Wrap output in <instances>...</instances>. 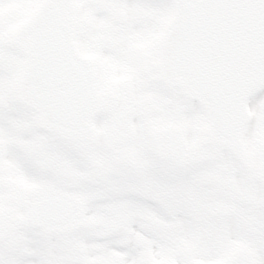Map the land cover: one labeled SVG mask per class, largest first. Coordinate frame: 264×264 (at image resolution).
Wrapping results in <instances>:
<instances>
[{
	"label": "water",
	"instance_id": "95a60500",
	"mask_svg": "<svg viewBox=\"0 0 264 264\" xmlns=\"http://www.w3.org/2000/svg\"><path fill=\"white\" fill-rule=\"evenodd\" d=\"M171 2L173 18L164 32L159 59L161 76L199 101L207 115L206 140L230 146L246 116L245 100L264 85V66L248 58L249 46L240 35L227 33L228 17L217 0ZM66 7L67 0H49L18 31L26 48L21 88L38 109L43 124L64 136H74L85 129L86 116L107 104L109 95L96 96L91 90L90 67L70 42ZM261 25L255 19L252 33L257 29L264 35ZM45 55L59 62L63 73L46 80L39 76L37 72L44 67L40 59ZM260 58L264 59V52H258L257 60ZM61 113L63 123L57 121ZM153 142L158 153L184 159L185 143L178 129L155 131ZM222 264L252 262L246 253L235 251Z\"/></svg>",
	"mask_w": 264,
	"mask_h": 264
},
{
	"label": "rangeland",
	"instance_id": "374dc122",
	"mask_svg": "<svg viewBox=\"0 0 264 264\" xmlns=\"http://www.w3.org/2000/svg\"><path fill=\"white\" fill-rule=\"evenodd\" d=\"M40 1L6 0L2 4L23 3L22 10L25 11L29 7L35 8ZM142 1L147 4L145 9L142 7ZM155 6L159 8L158 13L160 10L161 14L157 19L159 24L152 30L153 37L147 34L144 37L137 21L144 22L146 9L151 10ZM69 12L72 19L77 20V33L73 32L76 47L83 55L92 56L95 61L98 90L108 87L110 83L118 86L119 83L127 82L131 84L133 96L138 101L143 100L148 94H154L163 105L164 110L160 115L140 114L135 118L132 140L144 138L150 128L165 124H173L183 130L189 153L194 161L179 167L170 161L161 159L159 164L161 176L168 175L172 179V175L175 174V178L179 181L182 179L183 182L184 178H187L189 185V180L193 181L197 175H202L204 187L208 190L210 185L218 184L216 189L208 193L209 199L206 202L210 209L209 213L211 212L215 217L216 224L210 226L209 231H201L198 226L199 230L194 227L192 236L188 233L186 239L188 251L183 254L179 263L217 264L231 250L243 248L253 255L258 264H264V221L262 220L261 223L249 212L245 213L243 218L240 217L241 208L248 206V202L249 207L251 206L250 202L253 200L254 194L248 189L244 190L240 180L242 168L235 161L233 152L227 153L220 147L210 146L211 149L214 148L210 151V155L198 160L195 150L202 141V130L205 125L204 115L198 106L194 102L186 100L178 89L162 86L156 77L157 69L154 57L156 39L160 29L170 17L171 11L168 2L165 0H71ZM107 20L111 22L110 25ZM87 24L89 28L85 30ZM145 38L151 43L148 49L152 53V58L146 57L147 61H145L139 57L133 56L132 59H129L123 56V52L128 50L129 44L136 41L137 48H139ZM89 44L92 46L91 49L87 47ZM135 53H139V50H135ZM127 55H132V53ZM125 65H130V69ZM263 92L264 90L250 102L249 118L243 126L241 142L236 149L238 156L243 148H251L253 154H250L249 162L253 167H256L258 158V147L254 146V142L257 140L259 145L264 144ZM142 117H148L152 122L146 124ZM98 127L101 129L98 130ZM106 130L105 116L97 118L91 133L98 139ZM255 136H258V139ZM230 167L235 168L234 176L238 174L235 178L236 190L234 191L227 176L232 172ZM249 167L254 170L253 167ZM247 178H249V174ZM176 191L175 189L174 192ZM241 198H246L247 205L240 202ZM184 201L181 198L180 202ZM225 201L235 205L236 209L227 211L224 208ZM201 204L203 205L202 201H200ZM200 205H197L195 211L202 212ZM209 213L205 210L202 216L208 217ZM212 215L209 217L213 218ZM170 226L166 227L164 232L170 233L169 231H171L174 235L178 232V235L185 237V232H182L185 229L184 226L177 231L174 228L168 231ZM211 230L214 231L213 234H209ZM170 247L175 248L174 246ZM173 261L177 262L178 260L174 259Z\"/></svg>",
	"mask_w": 264,
	"mask_h": 264
},
{
	"label": "bare ground",
	"instance_id": "6f19581e",
	"mask_svg": "<svg viewBox=\"0 0 264 264\" xmlns=\"http://www.w3.org/2000/svg\"><path fill=\"white\" fill-rule=\"evenodd\" d=\"M117 193L118 191L115 190ZM136 204L130 200L119 199L114 196L109 200L117 212L127 216L131 215L133 222L140 223L148 229V250L146 246H142L140 243L133 241L134 234L145 235V233H139L136 231L134 225L130 229L125 225L119 227L117 224L111 227L97 226L95 230V236L87 238L88 241L94 242L97 247V252L94 260L95 264H143L145 260L152 262H160L161 264H171L174 259L178 262L181 261L185 248H182L185 239L182 236H177L173 239L168 234H158L157 227L159 223L163 228L168 226L167 222L162 218V214L171 215L175 212L179 213V217L171 222V225L182 224L183 222L189 227L191 225V216L188 212V208L184 203L173 202V198L169 199L162 190L159 196H142ZM131 221V223H132ZM188 234H186V238ZM174 241L178 245V248L171 249L168 253V257L158 259L161 253L165 252V248L168 243ZM133 243H131V242ZM161 242V243H160ZM34 245H30L32 248L28 249L25 245H20L16 250L17 264H38L39 254L37 253V242L33 241ZM91 253V252H90Z\"/></svg>",
	"mask_w": 264,
	"mask_h": 264
},
{
	"label": "flooded vegetation",
	"instance_id": "af4514ba",
	"mask_svg": "<svg viewBox=\"0 0 264 264\" xmlns=\"http://www.w3.org/2000/svg\"><path fill=\"white\" fill-rule=\"evenodd\" d=\"M117 137L119 136L117 135ZM42 138H46L44 133ZM110 142V145L116 144V138H112ZM61 146L64 148L63 151L66 148L68 149V155L69 153L77 152V140L74 143H63L61 144ZM51 155L52 154L50 152L49 146L45 147L43 144L38 143L36 138H34L33 133H31L30 139L20 143L19 149L16 152L15 156L11 157L8 161L5 162V164L10 169V172L16 177V181L18 182V184L22 186H25V183L23 182L26 181V176L24 175L25 167L28 166V164L33 166L34 163L37 167L43 165L42 171L37 172L38 181H40V178L42 177L43 181H40L42 182V184H53L51 185L53 188L65 190V186H69L70 184L66 182L61 183L62 175H57V169L55 166L53 168L51 167ZM120 156H124L123 152L120 154ZM37 157H39L40 159H37ZM142 161L143 157L140 154H131L129 155V158L125 160L123 165L124 186H132V182L134 180L137 181L139 185H142L147 179H153L155 177V166L149 165L147 170H142ZM99 163L103 169L106 167L103 160L99 161ZM1 175L2 174L0 173V184H2L6 180V178L2 179ZM73 183L75 187L74 193L77 196V185H80V182L77 181V171L75 172ZM18 194L20 193L14 191L13 195L14 197H16L14 201L15 206H17L16 203L22 202V200L19 199ZM73 231L74 242L77 251V221L75 223ZM54 235L63 236L62 233H54Z\"/></svg>",
	"mask_w": 264,
	"mask_h": 264
}]
</instances>
